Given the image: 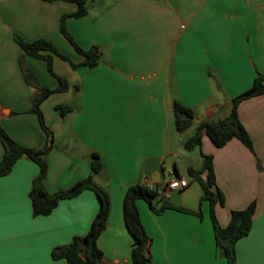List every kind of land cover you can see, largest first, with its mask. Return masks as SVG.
Returning a JSON list of instances; mask_svg holds the SVG:
<instances>
[{
  "label": "crops",
  "instance_id": "obj_1",
  "mask_svg": "<svg viewBox=\"0 0 264 264\" xmlns=\"http://www.w3.org/2000/svg\"><path fill=\"white\" fill-rule=\"evenodd\" d=\"M87 8L86 16L69 17L65 26L82 49L96 47L101 60L93 69H73L53 57L55 74L73 91L52 94L41 105L53 140L44 186L50 193L70 189L92 174V155L99 154L103 171L94 181L109 195L110 213L97 246L105 264H132L126 190L155 172L161 177L173 170L185 178L175 163L181 134L175 102L192 110L193 132L203 121L227 118L232 100L264 75V0H87ZM76 11L63 0H0V125L24 147H45L47 135L31 112L40 91L27 84L22 68L41 87L54 89L58 82L47 63L26 56L15 38L45 39L81 64L84 58L61 33L62 17ZM58 106L71 111L62 116ZM237 114L253 149L238 139L218 148L203 135L201 153L212 157L224 196V204L215 206L222 227L233 211L255 203L251 231L236 244L237 264H264V94L242 101ZM3 154L0 141V161ZM38 175V164L24 156L0 177V264H69L53 260L52 251L85 235L99 210L95 193L85 190L60 201L50 215L35 217L29 195ZM201 197V185L189 182L153 202L157 209L167 201L185 212L156 214L138 202L152 264H228Z\"/></svg>",
  "mask_w": 264,
  "mask_h": 264
},
{
  "label": "trees",
  "instance_id": "obj_2",
  "mask_svg": "<svg viewBox=\"0 0 264 264\" xmlns=\"http://www.w3.org/2000/svg\"><path fill=\"white\" fill-rule=\"evenodd\" d=\"M43 1L54 2L58 0ZM63 1L75 4L77 6V11L62 17L61 33L68 40L73 49L84 58V61L81 64H75L68 56L61 53L51 42L45 39L28 42L20 36H16L15 40L26 56L40 59L47 63L48 71L57 79L58 85L54 89L41 87L37 83L34 75L24 67L22 68L23 76L27 84L40 91L39 95L32 98L31 112L37 115L40 126L47 135V145L41 149L24 147L13 140L0 125V141L4 149V154L0 161V177L8 175L12 171L14 164L21 157L26 156L38 164L39 175L33 181L29 195L33 215L35 217L50 215L60 201L75 198L85 190H90L95 193L99 200L100 207L89 231L83 236L75 237L70 244L54 249L51 253V257L55 261L65 260L69 264H105L103 254L97 246V240L107 228V221L110 213V198L107 192L94 181V176L103 171V162L100 155L93 153L91 162L92 174L88 178L76 182L70 189L50 193L44 186V180L48 173L46 156L52 150L53 140L52 133L45 124L41 105L52 94L64 93L69 89L67 81L63 77H59L55 74L53 69V57L56 56L68 62L73 69L79 66L93 69L98 66L101 60V53L96 47L90 50L82 49L69 34L65 26L67 18H82L88 14L87 0ZM262 94H264V75L259 74L249 90L232 100L229 116L218 122H201L196 126L195 133L188 140L185 148L187 150H193L195 147L201 146L203 135H206L218 148L225 146L233 139H238L252 150L251 139L238 118L237 108L242 101ZM56 110L64 116L71 111V108L68 106H58ZM173 113L177 132L181 134L185 133L194 126V114L188 107L179 102H175L173 104ZM202 157L204 160L203 168L196 170L190 167L187 173L193 181L198 182L202 187L200 206H202L203 203H208L210 206V218L217 246L223 251L228 264H237L236 244L251 231L256 208L255 203L250 204L244 210L233 211L228 226L222 227L217 220L215 206L217 204H224V196L216 187L212 157L203 154ZM203 174H206L205 178ZM159 186L160 184H155L153 188H150L138 182L129 186L126 190L123 215L125 226L133 238V248L131 252L132 264H152L150 256L146 254L150 243V237L140 219L137 205L139 201H145L156 214H161L167 209L185 212L183 208L173 206L167 201H164L163 205L157 209L153 205L154 200H163L165 198L158 193ZM197 215L202 218V211H199Z\"/></svg>",
  "mask_w": 264,
  "mask_h": 264
},
{
  "label": "rangeland",
  "instance_id": "obj_3",
  "mask_svg": "<svg viewBox=\"0 0 264 264\" xmlns=\"http://www.w3.org/2000/svg\"><path fill=\"white\" fill-rule=\"evenodd\" d=\"M56 57V56H54ZM58 61L65 67L68 66L67 63H65L62 60ZM58 62V63H59ZM54 69V68H53ZM55 71V70H54ZM73 87H69V89L67 90V92H71L70 89H72ZM228 115H225L224 117H226ZM195 130L193 132H189L186 131L185 133L180 134L178 137L179 139L176 141V145H177V150L179 153V158L176 159L175 163L179 166V170L182 174L183 177L187 178V180L189 182H196L193 181L187 173L188 168L192 167L196 170H200L203 168V164H204V160L202 158V154H201V146H197L195 147L193 150H187L185 148L186 143L188 142V140L194 135ZM168 173L167 171H162L161 172V178L162 181H165L168 178Z\"/></svg>",
  "mask_w": 264,
  "mask_h": 264
},
{
  "label": "built area",
  "instance_id": "obj_4",
  "mask_svg": "<svg viewBox=\"0 0 264 264\" xmlns=\"http://www.w3.org/2000/svg\"><path fill=\"white\" fill-rule=\"evenodd\" d=\"M168 176L169 177L165 181L159 183H153L152 179H150V181L146 180V182H141V184L147 185L150 188H153L155 184H160L158 193L165 198H167L171 192L184 190L189 186V181L177 176L173 170L168 172Z\"/></svg>",
  "mask_w": 264,
  "mask_h": 264
},
{
  "label": "water",
  "instance_id": "obj_5",
  "mask_svg": "<svg viewBox=\"0 0 264 264\" xmlns=\"http://www.w3.org/2000/svg\"><path fill=\"white\" fill-rule=\"evenodd\" d=\"M70 91L72 92L73 89H70ZM152 182L153 183H159L161 182V177H160V173L159 172H155L152 174L151 176Z\"/></svg>",
  "mask_w": 264,
  "mask_h": 264
}]
</instances>
